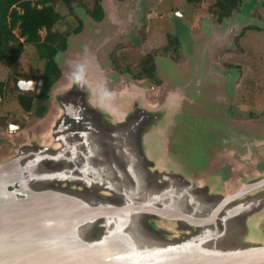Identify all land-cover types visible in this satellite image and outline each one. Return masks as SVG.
Here are the masks:
<instances>
[{"label":"water","instance_id":"water-1","mask_svg":"<svg viewBox=\"0 0 264 264\" xmlns=\"http://www.w3.org/2000/svg\"><path fill=\"white\" fill-rule=\"evenodd\" d=\"M106 2L100 23L79 11L85 31L57 57L45 115L0 137V264H264V144L235 165L250 178L208 175L210 157L191 178L160 158L158 129L137 103L107 116V33L121 36L129 21ZM242 4L232 34L260 24Z\"/></svg>","mask_w":264,"mask_h":264},{"label":"flooded vegetation","instance_id":"flooded-vegetation-1","mask_svg":"<svg viewBox=\"0 0 264 264\" xmlns=\"http://www.w3.org/2000/svg\"><path fill=\"white\" fill-rule=\"evenodd\" d=\"M72 1L50 4L57 13L58 5L66 6L65 14L58 13L60 21L72 18L74 23L65 25L67 31L62 33L57 29L60 21L52 28L65 45L60 48L56 42L48 43L57 49L51 64L25 42L18 27L12 30L22 51L16 60L2 62H8L9 68L0 74V137L17 133L48 111L50 89L62 76L57 57L67 51L71 35L85 31L84 20L70 9ZM106 1L126 7L123 15L131 24L126 22L121 36L114 29L107 33L113 36L107 38L108 51L104 53L102 89L106 98L100 108L105 114L119 118L124 107L126 111L125 104L137 103L149 124L158 129L160 158L193 177L198 169L181 152L169 148V141L176 138L178 130H193L188 118L200 117L202 98L218 105L214 113L223 127L222 143H213L215 148L209 152L212 170L208 175L218 171L228 175L233 170L226 162V152L249 161L252 152L264 144V27L260 25L264 15L253 14L249 7L246 12L251 20L256 17L260 24H249L232 34L226 17L240 10L226 16V11L223 14L217 9V0H82L81 6L88 17L100 23L109 15L103 5ZM14 9L19 6L13 4L10 11ZM42 31L45 37L47 31ZM28 46L34 48V59L23 64L20 59ZM83 59L69 58L64 64L73 67ZM192 109L196 112L191 113ZM256 169L261 170L259 164Z\"/></svg>","mask_w":264,"mask_h":264},{"label":"trees","instance_id":"trees-1","mask_svg":"<svg viewBox=\"0 0 264 264\" xmlns=\"http://www.w3.org/2000/svg\"><path fill=\"white\" fill-rule=\"evenodd\" d=\"M55 0H0V63L5 60L14 61L21 53V44L15 38L12 30L16 27L20 29V35L25 38V42L35 46L41 57L49 59L52 63L56 48L50 46L49 42L58 43V47L63 48L64 39L52 32V28L60 21L54 7L50 5ZM67 1V0H66ZM243 0H217L216 7L222 13L226 11V16L235 10ZM13 4L19 6V10L10 8ZM45 29L47 34L41 37L40 30ZM0 85H2L0 83ZM1 90V88H0ZM23 105L26 106L23 102Z\"/></svg>","mask_w":264,"mask_h":264},{"label":"rangeland","instance_id":"rangeland-1","mask_svg":"<svg viewBox=\"0 0 264 264\" xmlns=\"http://www.w3.org/2000/svg\"><path fill=\"white\" fill-rule=\"evenodd\" d=\"M205 1H207V0H205ZM72 2H73V4H72L73 8L71 7L70 8L71 10H74V12H76L78 14H79V11L81 10L82 13L87 14L86 9L81 6L82 0H73ZM243 2L247 3L249 5L250 9L254 10L253 14L257 15L259 13H262L264 15V0H243L240 3V5L235 9V11H238L237 9L240 10V8L243 5L242 4ZM206 3H207L206 6H208V4L210 5L211 1L206 2ZM67 10H68L67 7L64 6L63 4L58 5V11H59L58 13L65 14V12H67ZM122 11H123V9H122ZM235 16H236V14H231L228 17H226V23H228V25H229V22ZM253 18H254V20H256V23H259L257 21L256 17H253ZM119 20L120 21L124 20V18H122V14H119ZM70 23L72 25L74 24L72 18H70V19L69 18H63L59 22V24L57 25V29L59 30V33H62V31H67V28L65 25H68ZM127 24L128 25L131 24L130 20H129V23L127 22ZM127 24H126V26H127ZM260 25L264 27V21H263V24H260ZM16 33H18V32H16ZM40 34H41V37L44 36L43 31ZM236 34H238V33H236ZM76 36L78 37V35H76ZM76 36L71 35L69 37V41H74ZM107 51H108V49H107ZM34 55H35L34 48L33 47L30 48L28 46L27 48L24 49L23 55L20 59L21 63L29 64V62L32 59H34V57H33ZM64 55H65V53H64ZM7 63L8 62H4V63H2V65H0V74H3L6 70H8L9 67H8ZM19 66H21V65L19 64ZM199 100L202 103L204 111H202V113H200V117L188 118L189 119L188 121L193 126V130H188L186 128H183L180 131L179 135L177 133L178 138H183V141L179 146L181 154L186 156V158H188L190 160L189 164L191 166L192 165L196 166L197 169L202 168L205 165V162L209 159V152H208L207 147H209L210 144L213 145V143H216V142L222 143V141H223V138H222V133H223L222 122H220L218 115L214 113V111L216 110L215 108H217L218 105L214 104L212 102L209 103L208 101H204L202 98ZM13 103H14V101H13ZM14 105H15V103H14ZM11 106L12 105H9V107H11ZM190 111L192 113L193 109ZM193 112H196V111H193ZM207 118H210V120L208 121ZM260 150H261V148H260ZM223 161L224 160L222 159L220 162L222 163ZM226 162L231 163V165L233 166V169H235V171L237 172L236 175L242 176L241 173L247 169V171H245L246 174L249 175V178L252 177V171L250 169L245 168L244 171H241V169L237 168V166H238L237 164H239V163L247 165L246 160L245 161L238 160L235 157L230 156L229 153L226 152ZM235 165H237V166H235ZM251 167L252 166L250 165V168ZM252 169H254V167H252ZM260 169H261V167H260ZM193 177H195V175ZM193 177H191V178H193Z\"/></svg>","mask_w":264,"mask_h":264},{"label":"bare ground","instance_id":"bare-ground-1","mask_svg":"<svg viewBox=\"0 0 264 264\" xmlns=\"http://www.w3.org/2000/svg\"><path fill=\"white\" fill-rule=\"evenodd\" d=\"M83 61H84V59H83ZM120 116V115H119Z\"/></svg>","mask_w":264,"mask_h":264}]
</instances>
